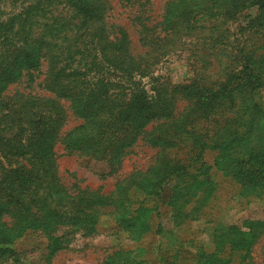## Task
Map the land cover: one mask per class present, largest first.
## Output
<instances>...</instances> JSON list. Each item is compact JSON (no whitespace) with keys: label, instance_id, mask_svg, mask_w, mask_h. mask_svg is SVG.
<instances>
[{"label":"trees","instance_id":"1","mask_svg":"<svg viewBox=\"0 0 264 264\" xmlns=\"http://www.w3.org/2000/svg\"><path fill=\"white\" fill-rule=\"evenodd\" d=\"M48 1L57 0H35L33 7L43 10ZM118 1L133 9L134 40L128 27L109 21V0H62L60 4L70 10L47 18L46 25L36 29L16 24L14 17L0 23V246L15 244L31 230L44 234L53 253L63 248L64 232L76 230L81 236L93 232L106 207L119 226L125 225L145 208L146 198L160 199L169 178L175 180L169 205L177 217L187 215L183 208L192 186L203 182L202 171L190 174L191 163L172 158L169 151L189 142L188 147L201 156L207 142L193 132L196 122L229 106L239 115L225 119L217 131L226 140L241 135L243 141L237 162L227 173L246 186L245 195L264 185V99L254 98L264 90V55L240 49L236 55L240 63L228 64L222 79L208 84L200 78L178 85L155 82L148 93L139 81L182 46L205 16L230 20L255 7L249 27L262 28L264 0H165L158 20L151 13L152 0ZM38 75L43 76L36 90L42 93L31 88ZM21 77L27 85L6 92ZM179 101L185 102L181 109ZM67 110L80 123L62 130ZM150 123L156 126L147 131ZM139 138L158 148L157 153L152 165L118 182L120 189L113 192L120 199L99 188L71 190L61 182L57 144L66 154L105 159L113 169ZM249 164L253 173L242 182L239 173ZM60 230L63 233L58 234ZM247 237L235 226H216L214 244L230 247L202 264H231L232 255L245 250L238 264L243 263L249 257ZM105 260L146 264L133 256Z\"/></svg>","mask_w":264,"mask_h":264},{"label":"rangeland","instance_id":"2","mask_svg":"<svg viewBox=\"0 0 264 264\" xmlns=\"http://www.w3.org/2000/svg\"><path fill=\"white\" fill-rule=\"evenodd\" d=\"M60 1H48L41 10L39 6L34 9L35 0H0V12L3 13L0 14V23L14 17L16 24L28 23L36 29L39 24L46 25L48 19L70 10L65 9ZM164 1L152 0L151 13L157 20ZM109 2V21L128 27L134 40L137 35L136 27L131 25L133 9L118 0ZM255 14L256 8L250 7L236 13V17L230 20L220 15L201 18L198 27L184 37L182 46L162 58L151 76L139 78L141 86L151 93L155 82L178 85L200 78L208 84L222 79L228 64L240 63L236 56L240 49L255 56L264 55V26L249 27L248 23ZM71 15L68 13L67 16ZM71 21L76 19L71 18ZM40 70H44V65ZM42 76H37L31 88L37 89L36 84ZM24 85L27 82L21 77L10 84L6 92L12 93ZM254 98L264 99V90ZM184 103L179 101L177 108L181 109ZM67 112L69 115L62 130L80 123L69 110ZM238 115L237 108L229 106L208 120L196 122L193 132L203 135L207 142L201 156H196L188 147L189 142L178 144L169 151L172 158L191 163L190 174L202 171L200 179L203 182L197 187L192 186L190 201L183 208L187 215L177 217L169 205L175 186V180L169 178L163 183L160 199L146 198L145 208L133 221L119 226L111 208L106 207L93 232L83 236L76 230L64 232L60 238L63 248L53 253L46 247L44 234L28 230L15 244L0 246V264H108L105 260L108 256L114 260L133 256L146 264H196L199 260L201 264L208 263L214 253L228 251L230 247L226 244L217 248L214 244L215 227L220 225L235 226L247 232L249 257L240 264H264V185L261 184L253 194H244L246 186L227 173L228 168L237 162V149H241L243 138L236 135L226 140L217 131L225 119L233 120ZM155 126L156 123H150L145 128L151 131ZM157 149L139 138L119 164L111 169L105 159L66 154L57 144V171L61 182L71 186V190L75 186L99 188L102 194L120 199L116 192L120 189L118 182L132 171L152 165ZM250 165L242 169L243 174L239 173L242 182L248 173H253ZM3 219L8 221L5 217ZM61 233L60 230L58 234ZM120 251L126 254L118 253ZM244 253L245 250L232 255L231 264H238Z\"/></svg>","mask_w":264,"mask_h":264}]
</instances>
